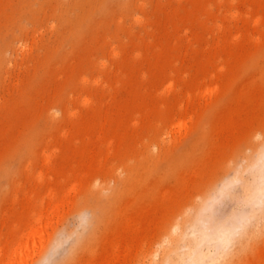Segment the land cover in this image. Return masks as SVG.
Here are the masks:
<instances>
[{"label":"rangeland","instance_id":"obj_1","mask_svg":"<svg viewBox=\"0 0 264 264\" xmlns=\"http://www.w3.org/2000/svg\"><path fill=\"white\" fill-rule=\"evenodd\" d=\"M263 148L264 0H0L1 264H155L199 211L264 264Z\"/></svg>","mask_w":264,"mask_h":264},{"label":"bare ground","instance_id":"obj_2","mask_svg":"<svg viewBox=\"0 0 264 264\" xmlns=\"http://www.w3.org/2000/svg\"><path fill=\"white\" fill-rule=\"evenodd\" d=\"M83 81L84 83H87L86 80ZM163 115L166 116V114H162L161 116ZM182 126L183 124L179 123L176 127L180 129ZM102 128L103 126L100 127V132L98 134L104 141H108V145L115 144V146H122V142L119 140L115 132H112V130H103ZM73 129L77 128L73 127ZM262 156H264V148L257 155V160L254 162L255 164L253 163L251 165V169L255 171L253 173V177L256 179V187L254 188L253 193L248 192L249 190H247V193L256 195H250V198H258V195H260L261 178L264 176V159H262ZM44 164H51V158L49 156L45 157ZM51 193L55 194L54 192ZM199 212L195 215L193 221L190 222V226L188 225L189 228H192L189 229V231H191V238H185V235L181 229V223H176V225H173V227L175 226L174 230L177 232L179 231V235H170L164 239L163 244L165 243L166 246H164L165 244L162 245L160 261L156 262L157 264H213L214 262L217 263L218 260H222L223 262L225 261L223 259H225L229 254L228 249L229 247L231 248L232 244H234L235 236H238L237 239H239L242 233H244L243 229L245 226L243 224L245 222H242L240 219H234L230 223L225 222L223 223L224 225L222 224L220 226L218 225L220 223L217 222V226L216 224H212V219L209 216L206 215L203 217ZM212 212L213 211H211V213ZM248 217L246 219H248ZM35 233L36 232H34L33 235ZM197 235L199 239L197 238ZM57 241L59 244H61L60 238L55 242ZM57 245L58 243H56L54 247ZM50 252H52V250ZM4 257L5 261L7 262L8 258L5 256L3 251L0 250V264L3 262ZM8 264H14V262H10ZM218 264L223 263L219 261Z\"/></svg>","mask_w":264,"mask_h":264},{"label":"snow or ice","instance_id":"obj_3","mask_svg":"<svg viewBox=\"0 0 264 264\" xmlns=\"http://www.w3.org/2000/svg\"><path fill=\"white\" fill-rule=\"evenodd\" d=\"M262 159H264V156H262ZM260 195H261L262 209H264V176H262V178H261Z\"/></svg>","mask_w":264,"mask_h":264}]
</instances>
